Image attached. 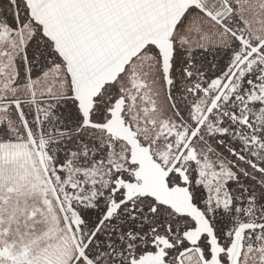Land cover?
<instances>
[{
  "label": "snow or ice",
  "instance_id": "snow-or-ice-1",
  "mask_svg": "<svg viewBox=\"0 0 264 264\" xmlns=\"http://www.w3.org/2000/svg\"><path fill=\"white\" fill-rule=\"evenodd\" d=\"M0 264H264V0H0Z\"/></svg>",
  "mask_w": 264,
  "mask_h": 264
}]
</instances>
